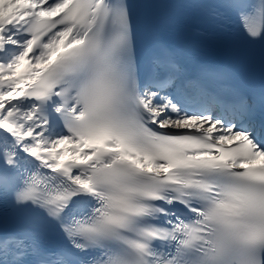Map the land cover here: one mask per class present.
Listing matches in <instances>:
<instances>
[{
    "label": "snow or ice",
    "instance_id": "obj_1",
    "mask_svg": "<svg viewBox=\"0 0 264 264\" xmlns=\"http://www.w3.org/2000/svg\"><path fill=\"white\" fill-rule=\"evenodd\" d=\"M0 264H264V0H0Z\"/></svg>",
    "mask_w": 264,
    "mask_h": 264
}]
</instances>
